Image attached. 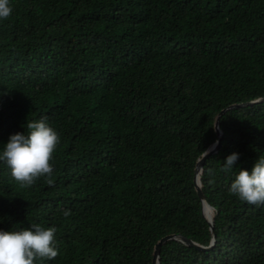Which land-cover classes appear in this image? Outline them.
I'll use <instances>...</instances> for the list:
<instances>
[{
	"label": "trees",
	"instance_id": "trees-1",
	"mask_svg": "<svg viewBox=\"0 0 264 264\" xmlns=\"http://www.w3.org/2000/svg\"><path fill=\"white\" fill-rule=\"evenodd\" d=\"M10 4L0 143L41 117L60 142L30 187L0 162V228L54 226L59 253L44 264H153L169 235L205 249L168 240L159 264H264V204L229 191L264 156V102L247 104L264 98V0ZM224 109L198 179L207 217L195 169Z\"/></svg>",
	"mask_w": 264,
	"mask_h": 264
},
{
	"label": "clouds",
	"instance_id": "clouds-1",
	"mask_svg": "<svg viewBox=\"0 0 264 264\" xmlns=\"http://www.w3.org/2000/svg\"><path fill=\"white\" fill-rule=\"evenodd\" d=\"M11 13L10 0H0V21ZM26 129L10 134L7 142L0 143V162L21 187H30L38 178L51 176L53 153L60 142L58 131L46 117L28 121ZM239 156L238 152L227 155L221 171L227 173L237 166ZM229 191L248 204H264V156H259L250 170L239 167ZM63 214L68 216L70 212L65 210ZM55 233L54 226L38 223L8 230L0 228V264H44L53 260L59 253Z\"/></svg>",
	"mask_w": 264,
	"mask_h": 264
},
{
	"label": "water",
	"instance_id": "water-1",
	"mask_svg": "<svg viewBox=\"0 0 264 264\" xmlns=\"http://www.w3.org/2000/svg\"><path fill=\"white\" fill-rule=\"evenodd\" d=\"M261 102H264V98L262 99H259L257 101H254V102H249L247 103L248 105L249 104H254V103H261ZM243 105V104H242ZM246 105V104H245ZM233 106L229 107V108H232ZM227 108V109H229ZM227 109H224L222 110L218 115L217 117L215 118V122H214V129H215V132H216V135L218 137V140L211 146V148L209 149V151L204 154L202 156V158L197 162L196 164V169H195V173H196V176L194 178V184H195V189H196V192H197V195L200 199V201L202 202V205H203V210H204V207H208L210 209V207L206 204L205 200H204V197H203V194L202 192L200 191V188H199V174L201 172V167L203 165V162L204 160L209 157L210 155L214 154L215 152H217V150L219 149L220 147V141H221V138H222V133L218 127V121H219V118L220 116L227 110ZM206 217V216H205ZM207 218V217H206ZM208 222L210 224V231L213 232V229H212V218L208 219ZM212 236H213V239H212V242L211 244H213V240H214V234L212 233ZM172 239H177L179 240L180 242H182L183 244L185 245H188V246H191L193 248H196V249H205L195 243H193L192 241L188 240V239H185L181 236H173V235H169V236H166L162 239L159 240V242L154 246V251H153V255H152V263L153 264H159V258H158V255H159V249H160V245L165 242V241H168V240H172Z\"/></svg>",
	"mask_w": 264,
	"mask_h": 264
},
{
	"label": "bare ground",
	"instance_id": "bare-ground-1",
	"mask_svg": "<svg viewBox=\"0 0 264 264\" xmlns=\"http://www.w3.org/2000/svg\"><path fill=\"white\" fill-rule=\"evenodd\" d=\"M209 211H210V209L208 207H204L203 212L207 215V217H208Z\"/></svg>",
	"mask_w": 264,
	"mask_h": 264
},
{
	"label": "rangeland",
	"instance_id": "rangeland-1",
	"mask_svg": "<svg viewBox=\"0 0 264 264\" xmlns=\"http://www.w3.org/2000/svg\"><path fill=\"white\" fill-rule=\"evenodd\" d=\"M212 211V210H211Z\"/></svg>",
	"mask_w": 264,
	"mask_h": 264
}]
</instances>
